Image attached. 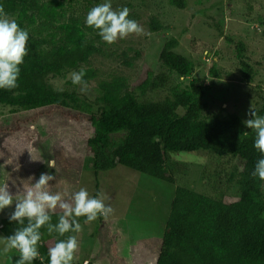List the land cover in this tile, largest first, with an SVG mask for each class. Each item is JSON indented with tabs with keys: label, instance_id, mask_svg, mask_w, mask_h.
<instances>
[{
	"label": "trees",
	"instance_id": "obj_1",
	"mask_svg": "<svg viewBox=\"0 0 264 264\" xmlns=\"http://www.w3.org/2000/svg\"><path fill=\"white\" fill-rule=\"evenodd\" d=\"M102 2L0 0L5 13L29 34L28 55L19 66V86L10 91L0 89V115L38 116L42 110L67 114L84 122L91 153L89 168L96 178L99 172L122 166L175 185L156 264H264V181L252 175L257 161L264 156L254 148L255 132L243 123L249 118L250 107L264 116V91L261 85H251L258 71L247 56V48L242 43L238 45L237 61L242 80L256 97L245 102L240 114L208 113L206 98L216 84L189 80L195 66L176 51V39L167 41L160 50L157 73H144L143 80L132 90L128 84L130 75L101 80L94 67L95 61L103 58L121 63L126 70H135L143 55L131 47L118 53L116 42L109 45L98 30L86 25L87 13ZM170 3L179 9L186 6V0ZM129 19L138 22L140 15L130 11ZM151 29L158 31L161 26L153 22ZM80 70L85 72L83 79L88 86L91 81L96 83L90 93H82L69 77ZM211 74L221 80L218 70L213 69ZM55 80L65 82L58 86ZM222 89V96H227L228 90ZM153 92L166 95L147 96ZM243 132L249 135L241 136ZM203 153L222 159H216L210 184L212 195L178 184L177 175L186 161ZM60 214L50 213L52 223L58 222ZM77 219L82 224L86 217ZM18 227L17 222L6 219L1 232L8 237ZM40 231V257L32 264H49L48 249L68 235H76L50 236L46 227ZM13 251L10 257L15 264L19 253Z\"/></svg>",
	"mask_w": 264,
	"mask_h": 264
},
{
	"label": "rangeland",
	"instance_id": "obj_2",
	"mask_svg": "<svg viewBox=\"0 0 264 264\" xmlns=\"http://www.w3.org/2000/svg\"><path fill=\"white\" fill-rule=\"evenodd\" d=\"M104 2H110L113 9L127 7L137 12L139 24L150 35L130 34L120 39L122 43L118 39V53L131 47L141 51L142 58L136 62L135 70H126L111 59L98 58L94 67L99 79L128 74L129 87L134 90L144 73L150 70L157 73L160 50L167 41L176 39V51L191 59L195 66L189 80L216 84L206 98L208 113L240 114L245 102L248 104L256 97L242 80L239 70L236 48L242 43L258 71L251 85H261L264 91V0H186L184 9L175 7L170 0ZM153 22L158 23L161 30L152 31ZM257 63H261L260 66ZM213 69L219 71L221 80L212 76ZM54 82L61 86L65 81ZM94 87L96 83L91 81L87 92ZM223 87L228 90L227 96L221 94ZM247 88L249 91L242 96ZM165 95L147 93L152 98ZM41 112L38 116L20 113L11 118L0 115V186L7 184L16 195L18 191H27L41 173H49L56 179L49 182L47 190L60 192L65 200H70L81 187L92 197L104 198L114 213L107 218L98 216L90 223L81 222L82 231L76 233L79 248L72 264L89 261L92 264H156L176 186L122 166L99 172L96 178L89 168L91 153L84 122L56 111ZM32 118L35 120H30ZM216 159L222 161L211 153H203L195 160H187L177 175L178 184L212 195L210 184L218 163ZM49 160H55V168L48 167ZM14 208L15 204L0 212V237H5L1 227ZM50 213H61V210L57 208ZM94 231L97 236L93 235ZM106 240L109 243L106 244ZM3 246L0 241V250ZM13 253L11 250L7 255H0V264H12Z\"/></svg>",
	"mask_w": 264,
	"mask_h": 264
},
{
	"label": "clouds",
	"instance_id": "obj_3",
	"mask_svg": "<svg viewBox=\"0 0 264 264\" xmlns=\"http://www.w3.org/2000/svg\"><path fill=\"white\" fill-rule=\"evenodd\" d=\"M130 9L123 7L113 9L110 2H104L91 8L86 16V25L98 30L99 36L108 44L124 39L130 34L150 35L134 19H129ZM29 34L22 29L15 19L5 13L0 5V89L13 90L17 88L20 76V65L28 55L27 42ZM85 72L73 71L71 80L74 85H79L82 93H87L88 83L83 78ZM248 119L243 123L248 129L255 132L254 148L264 156V116L250 107ZM249 132L241 136L247 137ZM240 136V137H241ZM49 168H55V160L48 161ZM264 181V158L257 161L252 173ZM56 176L41 173L39 179L31 187L21 193L13 195L7 184L0 186V212L15 204L14 211L9 216L10 222H17L18 227L14 234L0 237L3 248L0 255H7L11 250L19 253L15 264H32L40 257L39 242L42 239L41 228L46 227L48 235L58 234L64 237L67 233L82 231L79 217H86L85 223L95 221L98 216L107 218L114 213L110 205H106L102 196L92 197L88 191L81 187L71 195L70 200H65L60 192L48 191L49 182ZM57 208L61 210L58 222L52 223L50 212ZM79 243L76 235H68L48 249L49 264H71Z\"/></svg>",
	"mask_w": 264,
	"mask_h": 264
}]
</instances>
